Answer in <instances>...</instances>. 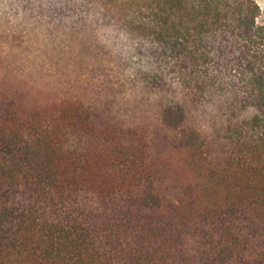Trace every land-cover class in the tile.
<instances>
[{"label": "trees", "instance_id": "16d2710c", "mask_svg": "<svg viewBox=\"0 0 264 264\" xmlns=\"http://www.w3.org/2000/svg\"><path fill=\"white\" fill-rule=\"evenodd\" d=\"M260 14L0 0V264H264ZM83 38L85 80L60 60ZM33 83L77 94L41 107Z\"/></svg>", "mask_w": 264, "mask_h": 264}, {"label": "rangeland", "instance_id": "374dc122", "mask_svg": "<svg viewBox=\"0 0 264 264\" xmlns=\"http://www.w3.org/2000/svg\"><path fill=\"white\" fill-rule=\"evenodd\" d=\"M256 2L258 3V5L261 8V14L258 17V22H263L264 21V0H256ZM63 45H61V47H63V50L68 51V55L66 54L64 58L60 59L62 64H66L67 65V70L70 69V73L71 75L73 74V76L76 74V71L79 68H84L83 74H80V76L84 79V78H90L91 79V41L87 40V39H82V41L80 40H75L72 44H70L69 46H67L66 44V40H61L60 41ZM60 43V44H61ZM9 41H5L1 36H0V54L4 53L6 51V47L8 46ZM83 45L85 47H83ZM71 48V50L69 51V49ZM73 57V59L75 58L77 63H79L80 65L78 67H72V63L71 65L69 64V58ZM63 69H65L66 71V67H63ZM85 80V79H84ZM33 92L35 93L36 96V101L37 104L40 105L41 107H48L51 104L57 105V103L63 99L62 97L64 95H68L69 99H73L72 97H74L76 91L74 90L73 85H69L68 83L66 85L63 86V88L61 87L59 90L55 89L51 86H46L42 83H40L37 86V83H33L31 85ZM87 90V89H86ZM73 92V93H72ZM87 93V92H85ZM72 95V96H71ZM79 96H81L82 100H84V102L86 104L91 103V95L89 97V95H81L78 93ZM71 96V97H70ZM88 96V97H87ZM86 97V99H85ZM67 102V101H66ZM68 103H70V105H75L78 104V102L76 101H68ZM80 104V102H79ZM84 105V104H83ZM140 113V111H139ZM143 112L141 111V113L136 117H141V114Z\"/></svg>", "mask_w": 264, "mask_h": 264}]
</instances>
